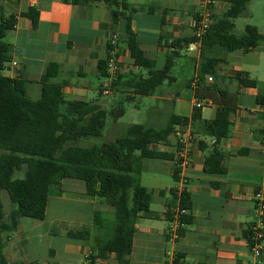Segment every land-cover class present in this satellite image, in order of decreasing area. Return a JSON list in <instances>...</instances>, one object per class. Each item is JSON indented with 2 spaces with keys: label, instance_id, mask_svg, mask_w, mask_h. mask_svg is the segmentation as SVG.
<instances>
[{
  "label": "crops",
  "instance_id": "1",
  "mask_svg": "<svg viewBox=\"0 0 264 264\" xmlns=\"http://www.w3.org/2000/svg\"><path fill=\"white\" fill-rule=\"evenodd\" d=\"M122 1L129 8L138 9L133 14L131 28L148 58L156 62L159 55L174 51L176 57H181L183 52H187V66L190 68V73L181 77L173 74L177 64L175 58L171 80L163 83L171 87L165 95L156 96L166 101V124L172 114L188 117L190 121L177 127L171 136V144L154 146L158 151L175 153V160L144 159L141 181L152 198L150 209L158 217L137 221L128 264H170L179 255L186 264H251L247 233L255 220V193L259 189L264 191V106L260 102L264 97V46L260 42L251 52L237 50L228 53L227 62L219 66L217 77L210 76L198 86L201 42L183 40L195 34L201 0ZM229 6L227 0H215L212 12L222 15ZM30 7L39 11V23L35 28L31 20L23 16ZM119 10H123L122 5ZM11 18L15 23L4 40L12 46V54L3 74L25 78L30 98H41V79L50 63L59 65L58 75L53 81L62 84L67 101H98L103 108L109 109L113 103L118 104L117 98L128 97L130 102L142 98L123 86L129 78H122L120 85L109 95L100 96L106 77L102 76L99 63L106 58L109 42L115 35L118 36L121 74L132 77L133 74L147 75L146 70L135 65L131 56L125 35L126 19L120 17L114 22L106 0L87 4L64 0H0V22ZM238 73H242L243 80H251L254 84L241 86L236 77ZM178 84L192 89L187 115L177 111V103L183 101L182 90L174 87ZM153 94L143 97L153 98ZM196 96L206 105L193 121ZM223 105L234 108L230 134L218 143V148L225 154V172L210 174L205 171L204 164L206 156L214 149L216 139L204 131V123L216 118L219 107ZM151 111L153 119V106ZM156 111V119L164 115L163 109ZM189 136H193L190 140V163L186 167L180 166V175L187 178L185 187L192 199L189 210L192 223L185 227L183 236L175 239L169 233L173 222L168 220L166 213L173 203L171 190L179 185L174 178L179 161V143ZM239 149L247 151L239 153ZM165 174L173 181L163 179ZM50 210L53 218L49 225L33 239L29 238L34 228L45 224ZM97 210L105 214L113 212L112 207L86 193L85 182L66 178L53 183L45 218L36 221L22 218L12 238L7 239L4 233L3 241H7L4 254L11 261L43 264H118L114 253H109L104 259L97 256L99 237L93 236ZM67 224L92 227L90 239L69 238ZM56 225L62 226L63 235L56 234ZM34 239L39 241L40 251L32 247Z\"/></svg>",
  "mask_w": 264,
  "mask_h": 264
},
{
  "label": "trees",
  "instance_id": "2",
  "mask_svg": "<svg viewBox=\"0 0 264 264\" xmlns=\"http://www.w3.org/2000/svg\"><path fill=\"white\" fill-rule=\"evenodd\" d=\"M74 4H87L95 0H64ZM230 3L222 15H213L214 21L204 34L201 42V58L198 66L196 84L201 85L208 77H217L219 66L227 62L228 53L241 50L245 53L255 50L264 36L258 28L246 25L240 35L235 33L236 19L247 15L251 0H227ZM111 7V17L117 22L120 17L126 19L125 35L135 65L147 71V75H120L114 82L113 90L125 78L128 87L137 96L152 95L158 86L171 80V69L177 53L168 54L165 66L156 68V62L146 56L140 46L137 35L131 28L133 14L137 8H129L122 0H106ZM123 10H119V6ZM127 11L129 13H127ZM23 16L31 20L35 28L39 23V11L30 7ZM199 21V15L197 16ZM13 18L0 22V264H43L28 261H9L4 255L7 239L18 230L22 218L43 220L49 201L50 185L66 178L85 182L86 193L100 199L113 208L114 219L108 220L104 212L94 213V227L99 229L97 256L106 258L114 253L118 264H128L134 246L135 226L141 218H157L151 211V195L142 184L145 158L175 160V153L158 151L157 144H171V136L179 125H187L188 117L172 114L168 123L156 128L147 124H132L122 136L102 145L82 146L79 141L103 134L108 116L115 120L125 113L122 99L110 110L102 107L98 101H67L61 83L53 81L58 75L59 65L50 63L41 79L42 96L32 99L27 93L28 81L25 78H13L3 74L5 64L11 61L12 46L5 42L7 31L14 26ZM194 34L186 42H196ZM182 41V40H181ZM107 57L101 60L99 68L103 77L108 75ZM241 86H251V80H243L242 73L236 76ZM103 90L100 96L103 95ZM198 96V95H197ZM264 106V97L260 98ZM201 109H195L192 116L196 121ZM234 108L219 107L216 118L205 121L204 131L216 139L214 149L206 156L204 169L210 174L225 172L223 160L225 154L218 143L229 136L231 114ZM203 147V143H201ZM247 149H239V153ZM180 162L176 163L175 180H180ZM21 173L22 177L16 174ZM7 191L13 207L6 214L2 201V191ZM173 203L169 205L166 216L170 222L179 210V236H183L185 227L192 223L189 210L192 206L191 194L186 188L180 193L171 190ZM92 227L69 228L67 236L77 240H89ZM249 236V231L247 233ZM46 264H55L53 262ZM172 264H186L182 255L176 256Z\"/></svg>",
  "mask_w": 264,
  "mask_h": 264
},
{
  "label": "rangeland",
  "instance_id": "3",
  "mask_svg": "<svg viewBox=\"0 0 264 264\" xmlns=\"http://www.w3.org/2000/svg\"><path fill=\"white\" fill-rule=\"evenodd\" d=\"M235 24H236L235 33L237 35L242 34L244 32L246 25L250 24L256 26L259 32L264 36V0H251L248 5L247 15L236 19ZM261 46H264V39L261 41ZM182 54L183 55H181V57H176L177 64L173 68V74L179 77L183 76L184 74L190 73V68L187 66L188 60H186V56L189 53L183 52ZM167 55L163 54L157 57L156 68L161 69L165 66ZM169 87L171 86L168 83L158 86L153 94V98L142 97L140 100L136 102L124 101L125 113L121 118L115 120L112 116H108L106 120L105 129L101 136L82 139L79 141V144L82 146L102 145L105 142L115 140L117 137L122 136L123 134H125L129 126L136 123L149 124V125H153V127L156 128H161L165 126L166 124L165 114L167 109L166 101L160 100L159 98H156V96L158 97L160 95H165ZM174 87L180 88V90H182L183 92L182 95L183 101H179L177 103L178 104L177 111L187 115L191 107L190 99L192 96V89L190 87L183 88L181 84L174 85ZM122 99L123 98L121 97L117 98V103H119V101H121ZM114 104L115 103H113L108 110H110ZM151 106H153V119L151 115L152 114ZM158 108L163 109L164 115H160L158 119H156L155 115L157 112L156 110ZM146 165L148 164L146 163ZM16 176L22 177V174L17 173ZM165 178L173 181L172 177L168 176L167 174L164 175L163 179ZM1 197L4 204V211L6 212V214H8L13 207L8 192L5 190L2 191ZM52 202L53 201H51L50 207H52ZM52 214L53 213L50 210L47 220L44 222L45 224H43V226H38L39 228L38 227L34 228L33 231H31V233L28 235V237L33 239L34 236H37V234H39L42 231L43 227H47L53 218ZM104 217L112 221L114 219L113 212L106 214L104 213ZM33 221L36 220L33 219ZM61 225L60 226L56 225L55 232L58 235H63V229ZM67 226L69 229V228H80L88 225L79 226V225L67 224ZM98 232L99 229L95 228L93 232V236L96 237L98 235L99 237ZM34 243L32 244V247L33 248L35 247L37 248V250L40 251L39 241L37 239H34ZM166 260H169V257H166Z\"/></svg>",
  "mask_w": 264,
  "mask_h": 264
},
{
  "label": "built area",
  "instance_id": "4",
  "mask_svg": "<svg viewBox=\"0 0 264 264\" xmlns=\"http://www.w3.org/2000/svg\"><path fill=\"white\" fill-rule=\"evenodd\" d=\"M201 3L202 7L199 13V21H197V26L195 29V35L199 39L198 42H200V39H202L214 21L212 9L215 4V0H201ZM117 39L118 36H113L108 45V75L103 84V95H109L112 92L114 82L121 75ZM16 64L17 63L14 62V65ZM205 105L206 102L204 100H201L197 96L194 98L195 109L203 108ZM192 137L193 136H189L188 139H182L179 143L177 157L181 167H186L190 163V140ZM186 184L187 178L180 175L179 185L176 190L180 193L186 188ZM254 200L255 220L250 226L248 236L252 255L251 264H264V191L259 189L255 193ZM183 213H187V211L178 209L174 216V220L172 221L173 224L169 228L170 235L175 239L180 237L178 232L180 228L179 216Z\"/></svg>",
  "mask_w": 264,
  "mask_h": 264
}]
</instances>
